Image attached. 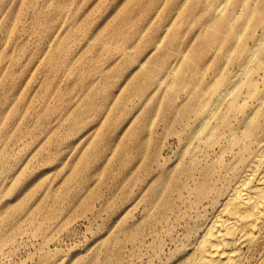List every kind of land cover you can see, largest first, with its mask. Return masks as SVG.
I'll use <instances>...</instances> for the list:
<instances>
[{"label": "rangeland", "instance_id": "rangeland-1", "mask_svg": "<svg viewBox=\"0 0 264 264\" xmlns=\"http://www.w3.org/2000/svg\"><path fill=\"white\" fill-rule=\"evenodd\" d=\"M263 28L264 0H0V264L184 248L232 159L196 98L242 72Z\"/></svg>", "mask_w": 264, "mask_h": 264}, {"label": "bare ground", "instance_id": "bare-ground-1", "mask_svg": "<svg viewBox=\"0 0 264 264\" xmlns=\"http://www.w3.org/2000/svg\"><path fill=\"white\" fill-rule=\"evenodd\" d=\"M256 66L264 70V31L242 72L210 99L208 92L196 98L193 109L204 116L199 130L215 120L211 130L220 137L215 144L222 149L221 163L227 154L232 159L220 170L214 214L193 227L184 248L176 249L166 264H264V76L239 86L242 74ZM242 88L246 96L238 102Z\"/></svg>", "mask_w": 264, "mask_h": 264}]
</instances>
